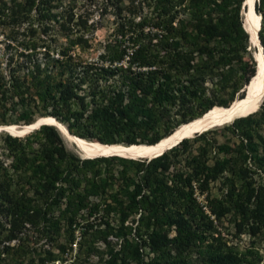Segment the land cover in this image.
<instances>
[{
  "label": "trees",
  "instance_id": "obj_1",
  "mask_svg": "<svg viewBox=\"0 0 264 264\" xmlns=\"http://www.w3.org/2000/svg\"><path fill=\"white\" fill-rule=\"evenodd\" d=\"M122 1L102 0L101 12L119 10ZM127 1L129 15L117 21L113 38L99 55L101 62H88L74 52L75 45L88 47V37L73 33L86 30L89 12L79 14L73 25L61 18L52 27V0H21L19 14L36 9L38 17L29 22L30 47L6 60L10 65L15 58L24 75L0 72V116L8 117L2 122L31 124L53 116L72 134L98 143L156 144L215 105L230 106L236 99L232 93L242 89L239 97H244L252 88L244 86L259 81L239 14L245 0ZM179 10L190 15L175 23ZM255 10L264 52V0L255 2ZM3 15L0 9L1 19ZM49 30L67 41L57 43ZM35 112L40 117L33 120ZM262 127L264 99L256 112L223 126L239 139L234 146L207 138L209 131H203L148 160L80 158L64 147L52 124L23 138L5 134L12 159L9 164L0 159V260L32 264L35 251L19 234L26 225L48 233L53 224L47 225L46 215L65 198L60 216H66L68 227L85 208L88 215L115 211L121 225L134 224L130 255L136 264H192V253L199 264H264L254 244L240 250L219 230L227 216L231 237L264 235ZM112 159L121 166L113 191L100 167ZM220 178L224 191L209 198L211 183ZM194 187L205 194L214 218L201 208ZM92 197L99 201L92 203ZM143 248L150 255L147 260L140 257ZM126 258L112 254L108 264H119L118 259L126 264Z\"/></svg>",
  "mask_w": 264,
  "mask_h": 264
},
{
  "label": "rangeland",
  "instance_id": "obj_2",
  "mask_svg": "<svg viewBox=\"0 0 264 264\" xmlns=\"http://www.w3.org/2000/svg\"><path fill=\"white\" fill-rule=\"evenodd\" d=\"M257 1V0H256ZM20 2L21 0H0V9L5 12L2 19L0 18V72L3 74H9L14 71V74L24 75L25 69L17 68L13 58V61L10 65L6 64L7 57L11 54L16 56L18 50H22L26 45L30 47L32 38L29 36L30 32L28 31L29 22L35 21V18L38 17V12L36 9H33L31 13L23 15L20 12ZM102 0H52L53 7L51 11L55 14L56 19L52 20V27L59 25L61 18L66 20L70 25H73L77 20L79 14L85 15V12H89L87 20L86 30H81L80 32L73 33V36L84 32V36L88 37V47H81L80 45H75L74 52L78 53L79 56L85 61H95L99 60V55L103 52L104 45L107 40L113 38V29L117 21L128 16V1L124 0L120 4V9H115L114 7L107 8L106 11L101 12ZM119 11V12H118ZM243 8L241 6L240 16L243 19ZM187 14L179 10L175 18V23L178 22L181 18H189L190 11H185ZM17 15V18L14 17ZM139 17H136L138 20ZM33 20V21H32ZM20 22L18 25L17 22ZM29 33V34H28ZM49 34L53 38H57V43H65L67 40L61 34L56 31L49 30ZM10 43L9 47L6 44ZM248 52L253 56V60L257 66V62L254 58L255 47L250 45L248 46ZM247 54L244 55V59L247 61ZM37 56H41L38 52ZM250 61V60H249ZM248 61V62H249ZM11 69V71H10ZM259 74V73H258ZM256 80L251 84H246L245 89H252L258 83H255ZM211 86L210 83H208ZM249 85L248 88L246 86ZM239 90L233 94V99L238 100L243 97H239L242 93ZM250 91V92H251ZM229 96L231 93L226 94ZM247 93L245 96L250 94ZM244 96V97H245ZM234 100V101H235ZM34 119L40 117L38 112H35L31 116ZM45 117V116H44ZM42 118V117H41ZM8 117L0 116V124H6L2 122L3 120L7 121ZM25 122L19 121L17 124H24ZM232 123V122H230ZM223 124L221 126H214L205 131H209L207 138H212L218 143H227L231 146H234L238 142V138L232 135L228 130L224 129L223 126L228 125ZM38 129V128H37ZM33 131V130H32ZM30 131V132H32ZM262 134H264V128H260ZM29 132V133H30ZM27 133V134H29ZM201 132L195 133L198 135ZM7 132L0 131V159L4 160L5 164L11 162L12 156L9 154L8 150L5 147V142L3 137ZM10 134V133H9ZM27 134L22 136H17L19 138L25 137ZM61 135V134H60ZM63 140L64 147L74 152L80 158L81 156L77 148L69 142L63 135H61ZM85 139V138H83ZM87 140V139H85ZM97 141V140H89ZM198 143H194L192 148L194 149ZM139 160V159H138ZM148 160V159H147ZM102 171V178L106 177L109 180V184L112 183V189L116 190L118 188V172L121 168L117 159H112L111 163L100 164ZM259 179V177H256ZM224 191L222 186V178L211 183L208 189V197L216 198ZM31 194V192H30ZM91 202H98V197H92ZM91 203V205H92ZM65 207V198L61 199L56 206H54L51 211L46 215L48 219L47 225L49 222L53 224V229L48 233H42V231L37 228H30L28 225L22 229V232L19 236H22L29 244L30 248L34 249L33 258L34 261L32 264H108V260L111 258L112 254H117L119 257L125 256L128 257L125 259L126 264H136V261L132 259L131 252H133V246L135 242V233L133 230L134 224H131L130 221H125L124 224H120L118 220V214L115 211L110 212L108 215L102 214L101 210H98L94 215H88V208H85L79 211L76 214V220L73 226L68 227L66 216L61 217L60 212ZM68 215V214H67ZM70 215V213H69ZM221 233L228 238L230 243L240 250L246 248L249 244H254L263 254L264 257V235L260 233L255 237L249 238L247 235H241L240 237H231L233 233L231 218L227 216L221 219V224L219 227ZM72 233V234H71ZM10 244H14V241H11ZM3 246V242H0V250ZM124 246H128V249L123 253ZM144 252L140 255L144 260H147L150 255H147V248H143ZM3 256V255H2ZM44 259L43 261L41 259ZM192 264L201 263L200 259L197 257L196 253H192L189 256ZM117 263H121L120 259L117 260ZM0 264H8L6 259L3 258L0 260ZM23 264H29V261L25 260Z\"/></svg>",
  "mask_w": 264,
  "mask_h": 264
},
{
  "label": "bare ground",
  "instance_id": "obj_3",
  "mask_svg": "<svg viewBox=\"0 0 264 264\" xmlns=\"http://www.w3.org/2000/svg\"><path fill=\"white\" fill-rule=\"evenodd\" d=\"M256 0H245L243 8V26L249 35L250 45L255 47L254 58L257 62L260 79L249 95L235 100L228 107L215 105L203 116L188 123H183L171 134L164 137L156 144H104L95 141L85 140L78 137L64 127L53 116H45L31 124H2L0 130L16 136H22L42 124H52L58 128L69 142H71L84 158H94L101 156H122L131 159H150L162 154L172 146L179 143L184 138H189L195 133L203 132L214 126H221L230 123L237 118L247 116L256 112L263 101L264 96V52L257 36L259 30L257 15L255 10ZM252 86V83L251 85ZM249 85L246 86L248 88Z\"/></svg>",
  "mask_w": 264,
  "mask_h": 264
},
{
  "label": "built area",
  "instance_id": "obj_4",
  "mask_svg": "<svg viewBox=\"0 0 264 264\" xmlns=\"http://www.w3.org/2000/svg\"><path fill=\"white\" fill-rule=\"evenodd\" d=\"M194 195H195V197H196L198 203L200 204L201 208H202L206 213H208V214L211 216V218H214V216L211 215L210 212H209V209H208V206H207V200H206V198H205V194H201V193H199L198 190H197V188L194 187Z\"/></svg>",
  "mask_w": 264,
  "mask_h": 264
},
{
  "label": "water",
  "instance_id": "obj_5",
  "mask_svg": "<svg viewBox=\"0 0 264 264\" xmlns=\"http://www.w3.org/2000/svg\"><path fill=\"white\" fill-rule=\"evenodd\" d=\"M242 8H244V1H243V3H242ZM244 27V26H243ZM245 29V28H244ZM246 31V30H245ZM259 31V30H258ZM247 32V31H246ZM257 36H258V32H257ZM262 47V46H261ZM262 51H263V47H262ZM263 99H264V96H263ZM260 106H261V104H260ZM260 106H259V108H260ZM259 110V109H258ZM51 125V124H50ZM1 131V130H0ZM187 138V137H186ZM98 142V141H97ZM149 159V158H148Z\"/></svg>",
  "mask_w": 264,
  "mask_h": 264
}]
</instances>
